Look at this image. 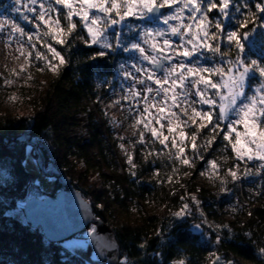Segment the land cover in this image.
Returning a JSON list of instances; mask_svg holds the SVG:
<instances>
[{
	"label": "trees",
	"instance_id": "obj_1",
	"mask_svg": "<svg viewBox=\"0 0 264 264\" xmlns=\"http://www.w3.org/2000/svg\"><path fill=\"white\" fill-rule=\"evenodd\" d=\"M3 1L0 0V4ZM255 2L248 0L253 6ZM215 17L218 14H210V19L215 20ZM234 26V21L229 20L225 27L232 29ZM78 31L86 36L81 27ZM251 35V45L245 49L250 57H258L264 52V33L257 28ZM221 47L227 50L226 42H221ZM58 49L67 62L54 78L40 82L35 105L29 113L22 116L0 114V137L7 140L6 146L22 134L44 146L46 141L50 143L56 166L91 205L94 215L112 230L120 247L119 260L125 257L128 264L180 261L184 264H213L215 257L219 256L224 264L228 260L235 264H264V255L260 254V249L264 248V170L259 192L251 189L255 180L251 166L248 168L251 175L239 172L246 178V183L236 180L232 185H226L227 191H223L225 194L220 197L215 195V192H222L219 187H214L215 192L198 188L196 184H191L192 177L183 178V172L174 176L173 183L179 180L180 184H166L165 180L173 178L174 172L165 163L155 166L165 176L162 184L138 181L152 166V161L143 162V173L131 176L117 156L107 119L94 103L99 94L95 80L113 78L119 56H97L99 49L88 47L78 39L72 42L71 47L61 45ZM218 58L215 56V61ZM83 102L88 109L87 138L71 140L64 134L74 125L70 111L80 108ZM26 148L25 143L17 142L12 149L0 143V264H86L83 259L63 250L59 243L47 242L40 229H32L24 219L14 214L19 202L53 197L54 192L60 190L56 181L50 196L41 193L35 186L34 175L26 172L23 166ZM42 152L47 163L49 155L45 150ZM69 155L78 157L84 163L85 171L80 170L78 165L69 164ZM89 171L99 175L105 191H99L89 178ZM226 194H230L231 201H226ZM139 196H144L157 209L143 220L122 218L117 207H122L123 200L135 203ZM192 196L200 201L199 206L191 202ZM181 197L185 199L181 200ZM234 197L242 198L248 205L235 209L229 207L232 213H240V218H237L239 228L228 230L219 222L224 218V206L230 205ZM184 203L190 204L192 210L198 209L199 219H207L220 232L221 243L217 244L212 235L190 228V223L198 221L186 223L173 216ZM90 228L93 230L92 225L87 229ZM86 230L74 237L82 236ZM88 251L92 252L90 246ZM209 255H213V260L208 262Z\"/></svg>",
	"mask_w": 264,
	"mask_h": 264
},
{
	"label": "snow or ice",
	"instance_id": "obj_2",
	"mask_svg": "<svg viewBox=\"0 0 264 264\" xmlns=\"http://www.w3.org/2000/svg\"><path fill=\"white\" fill-rule=\"evenodd\" d=\"M16 3L20 4L21 0H16ZM36 3L37 0H31V4ZM52 3L61 6L60 9L50 8L51 12L58 13L55 18L49 15V10H45L41 3L39 13L29 21L38 29L41 25L44 27V37L66 47H71L72 42L78 39L84 44H99L102 49L112 52L118 49L126 53L134 51L139 54L140 60L151 66L144 67L137 62L129 69L124 64L119 65L123 78L132 83L125 94L111 105L122 107L121 100L128 101V111H132L133 102H143V108L139 110L132 125L142 129L136 143H145V132H150L151 137L165 147H169L167 142L170 140L171 149L175 151H170L168 157L174 163L194 168L196 157L204 159L201 151L214 149L217 139L222 138L226 142L225 149L231 146L237 161H259L257 173L264 170V63L247 60L242 55L245 51L242 41L247 40L257 28L264 29V0H256L254 6L248 0H52ZM24 7L27 11L36 12L35 8L28 7L27 4ZM162 9L174 11L166 15ZM185 10L189 11L187 20L191 23L184 22ZM210 14H218V18L212 20ZM74 17L79 19L74 20ZM130 17L137 20H160L167 28L146 29L139 42L128 43L121 42V32L117 31L113 34L115 43L110 42L107 33L116 25L124 24L129 32L135 31L136 25L125 23ZM24 19L27 20L28 17L25 16ZM225 19L234 21L235 26L231 30L225 27ZM7 23V20L0 23V32L4 31ZM81 26L86 31V36L78 31ZM16 33L20 37L27 36L32 49L25 52L23 44L16 49L25 63L14 75H19L26 67L31 66L33 56L45 64V68L38 67V71L58 72L66 64L65 56L47 41L41 45L46 52L36 50L33 34L26 33L16 24L11 25L7 40H13ZM167 34L178 37L179 43L164 38ZM221 42H226L227 50L221 47ZM143 45H147V48ZM201 50L220 57L222 63L211 67L200 66L198 54H202ZM96 55L107 56L108 52L100 51ZM157 70L162 75L157 76ZM253 74H258L260 79L255 80ZM249 81L253 82L251 86ZM5 83L11 84L12 81L5 80ZM15 99L9 97V100ZM197 105H207V109L198 108ZM110 123L118 126L114 119ZM154 125H160V129L166 127L169 135H165ZM237 125H243L244 131H238ZM204 133H208V138L203 144H199L198 138ZM189 143L193 159H189L185 152ZM120 147L125 152L130 175L136 176L137 173L132 171L136 167L132 154L123 144ZM147 158L146 156L145 159ZM207 164L211 174L206 170L200 175H207L211 180L219 175V165L215 160L207 161ZM176 171L178 169L174 168L173 172ZM251 174V169L246 168L244 175ZM226 175L233 181L240 178L234 168H229ZM169 180L171 182L172 178L169 177ZM225 183V180H221L222 185ZM221 191L227 189L222 187ZM184 199L181 197V200ZM190 200L199 206L197 197L192 196ZM192 214L189 204L184 203L173 216L181 219ZM195 228L200 229L201 225L196 224ZM215 242L221 243V238L217 236ZM260 254L264 255V248L260 249ZM179 264L184 262L180 261ZM213 264L224 262L217 256ZM226 264L235 262L228 260Z\"/></svg>",
	"mask_w": 264,
	"mask_h": 264
},
{
	"label": "rangeland",
	"instance_id": "obj_3",
	"mask_svg": "<svg viewBox=\"0 0 264 264\" xmlns=\"http://www.w3.org/2000/svg\"><path fill=\"white\" fill-rule=\"evenodd\" d=\"M41 3L44 4L45 10H49V15L53 16V18H55L58 15V13L51 12L50 8L55 7L57 9H60L61 6L55 5L54 3H52V0H37L36 4H31V0H21L20 4H17L16 0H4L3 3L0 4V23H3L5 20H7L8 22L5 26L4 31L0 32V114L10 115V116H22L29 113V111L35 105V96L39 90L40 82L42 83V81L46 79L54 78L58 73L47 70L38 71L37 68L38 67L45 68V64L42 61H37L33 56V59L31 61V66L26 67V70L20 73L19 75L13 74L14 72H18L20 66L25 63L24 58L20 56V53L16 51V49L21 44H23L25 52H28L29 50L32 49V45H30L27 42V36L20 37L19 33L14 34L13 40L11 41L7 40V35L10 31L12 24H16L19 27H22L26 33L33 34V44L36 45V50H39L41 52H46V49L41 46L44 43V41L51 43L53 47L57 49V51H59L58 47L61 46L59 44H56L55 41L50 40V38L43 36V32L45 31V29L42 25L38 29L34 26L33 23L29 22L34 18V15L39 13L40 11L39 5ZM25 4H27L28 7L35 8L36 12L33 13L27 11L26 8L24 7ZM13 9H19V11H14ZM171 11H174V9L172 10L163 9V13L166 15L170 14ZM97 15L100 14L97 13ZM188 15H189V11L185 10L184 12L185 23H191V21L187 20ZM25 16L28 17L27 20L24 19ZM73 19L78 20L79 18L74 17ZM228 22H229L228 19L224 20L225 26L228 24ZM125 23L136 25L137 27L135 31L129 32L124 27V24L116 25L113 28L109 29L107 33L108 40L110 42L115 43L113 34L117 31L121 32V37H120L121 42L128 43V42H139L142 38L143 31L146 29L156 30V29L167 28V26L163 25L160 20H151L150 22H146L145 19L137 20L135 18L130 17ZM170 23H176V22L170 21ZM81 28L83 29L82 26ZM261 30L264 33V29ZM84 32L86 33L85 30ZM164 38H168L172 40L174 43H179L178 37L171 36L170 34H167L166 37ZM158 39H162V38H158ZM252 39H253V35H250L247 40L242 41V43L245 45V48L251 45ZM87 45L88 47L99 49L100 51L108 52V55L113 54L119 56L118 62L115 66L116 70L114 77L111 79L95 80V88L99 91V94L94 100V103L96 104L97 109L100 111L103 117L107 119L109 135L115 144L117 156L121 161V163L124 164V166L126 167V171L130 173V166L127 163V158L125 156L124 150H122L120 147L121 144H123L124 148L132 154L133 161L136 165L135 169H132V171H135L137 175L139 173H143V171H141L143 170L141 168L143 162L152 161V166L148 169V171H146V173H143L144 175L138 181L140 182L152 181V182H156L157 185L162 184L165 176L164 174H162V171L156 169L157 167L155 166H157L156 164L165 163L173 169L174 168L178 169V171L173 173L172 175L173 178L171 182L169 178L165 180L166 184L169 183L177 184V185L180 184L178 182L179 180H176V183H173L175 179L174 176L175 174L183 172L184 173L182 174L183 178L185 177H187L188 179H190V177L193 178L191 184H196L198 188L209 189L215 192L214 187L216 188L219 187L218 190L221 191L220 188L224 187L227 189L226 185L229 186L234 183L231 177L226 175L227 170L229 168H234L235 170L238 171V173L242 172L244 174L246 168L248 169L252 165H257L258 167V165L260 164L259 161H246V160L237 161L235 154L231 150V146L225 149L224 146L226 142L223 141L222 138L217 139V141L214 144V149L201 151L200 154L204 157V159L201 160L198 157H196L194 168H188L186 166H182L178 162L174 163L173 160L168 157V153L170 151L173 152L175 151L174 149H171L170 140L167 142L169 144V147H165L164 145H161L158 141H156L154 138H152L150 132H145V138H146L145 143L143 144L136 143V141L139 139L138 133L142 129L140 127L134 128L132 125L134 123L135 118L139 114V110L143 108V102L141 101L139 104L133 102L134 107L132 111H128L130 107L128 101L121 100L122 107L120 106L111 107V105L113 101L120 99L121 96L125 94L127 87L132 83L131 81L125 80L123 78L119 70V65L124 64L129 69H131V65L133 63H137V62H139V64L143 65L144 67H151V66L148 65L146 61L140 60L139 54L134 51H130L126 53L118 49L117 51L112 52L107 49H102L99 44H95V45L87 44ZM143 46L147 48V45H143ZM201 53L202 54H198L200 60V66L211 67L214 64L219 65L222 63L221 58L220 59L218 58L215 61L214 59L215 56H213L211 53L203 52V50H201ZM242 55L247 60H257L258 63H264V52L260 53L258 57H250L249 54L247 53V50L245 49ZM205 57H211V59H206ZM160 75H162L161 72L157 73V76ZM253 75L255 76V80L258 81L260 79L258 74H253ZM29 76H31V79H29ZM214 79L217 78L214 77ZM5 80H11L12 83L6 84ZM252 83H253L252 81H249L250 86ZM153 87L155 86L153 85ZM9 97H15L16 99L14 101L9 100ZM197 107L201 109H207V105H197ZM87 110L88 109L86 107V102H83L80 108H73L70 111V115L73 119L74 125H72L69 129L66 130V132H64L67 138L75 141L86 140L87 133L85 132V127L88 122ZM230 118L235 119V117H231V116ZM113 119L118 124V126L114 125L113 123H110V121ZM162 122L166 123V121H162ZM154 126L160 129V125H154ZM160 130L163 131L165 135H169L167 133L166 127ZM237 130L243 132L244 126L237 125ZM185 131L187 132L188 129H185ZM234 135L235 134L233 133V136ZM120 137H123V139L121 140ZM207 138H208V133H204L201 137L198 138V143L203 144L205 139ZM44 144L48 146V148L50 149V155L47 156V163L50 164L51 163V160L49 158L50 156L53 157L55 160L53 148L48 141H46ZM26 152H27L26 160L23 165L24 169L26 170V172L34 175L35 186L40 190V192L45 194L46 196H50L54 191L55 179L46 177L41 174L37 166L36 155L34 153V150H32V148L27 147ZM185 152L186 155L189 157V159L194 158V154L192 152L190 143L188 147L185 148ZM149 153H151V155H148ZM146 156L148 157L147 159H145ZM67 160L69 164L78 165L80 170L85 171L86 167L84 163L78 159V157L69 155ZM213 160H215L219 165V175L209 180L207 175L202 176L200 175V173L208 170L209 174H211V170L207 164V161H213ZM193 169H195V171ZM191 170H193V172H191ZM186 173H190V174H186ZM87 174L91 179V181L97 186L100 192L106 190V187L103 186V182L101 181L99 175L96 172L89 171ZM221 180H225L226 183L222 185ZM258 191L259 188L256 189V192ZM56 193L57 192H54V195ZM215 193H216L215 195L219 197L225 194L223 192H218V193L215 192ZM226 195H227L226 201H229L230 194H226ZM88 202L90 201L88 200ZM24 204L25 203L19 202L17 204V208L14 213L20 219L21 218L24 219L22 213ZM229 207H231V205H227L226 207L224 206V212H225L224 218L219 222V225L223 228H228V230H233L239 228V224L237 223V218H240V213H232ZM156 209H157L156 205L152 204L148 200H145L144 196H139L135 201V203L134 202L132 203L129 200H123L122 207L121 206L117 207V212L122 218H129L132 220H143L146 218V215L148 213H153ZM180 209H178L177 211H180ZM192 211L193 214L191 216L181 218L180 220H183L186 223L195 220L199 221V224H201V228L200 229L194 228L195 231H203L208 235V233L204 229V226L202 225L206 223V221L204 219H199L198 209L196 210L194 209ZM109 221H110L109 223L111 224V220ZM225 225L227 227H224ZM91 230H92L91 228L87 229L86 232L82 234V236L72 237L59 244L63 250L70 253L72 256H76L83 259L86 264H106L105 262L98 260L93 251L91 253H89L88 251V247H89L88 237H89V232H91ZM212 260H213V255H209L206 261L209 262ZM119 264H128L127 258L120 257Z\"/></svg>",
	"mask_w": 264,
	"mask_h": 264
},
{
	"label": "water",
	"instance_id": "obj_4",
	"mask_svg": "<svg viewBox=\"0 0 264 264\" xmlns=\"http://www.w3.org/2000/svg\"><path fill=\"white\" fill-rule=\"evenodd\" d=\"M163 12V9L161 10ZM146 22L151 20L145 19ZM157 73H160L157 70ZM25 143L34 150L36 162L42 175L55 179L60 190L53 196L45 199H29L23 207L24 220L32 229H40L45 240L49 243H61L93 226L88 241L90 249L96 258L106 264H119V244L108 225L98 219L91 205L87 203L81 193L75 189L71 181L62 174L54 159L47 164L42 150L50 155L47 146L38 144L26 134L13 139L10 146L7 140L0 137V143L7 149H12L15 143Z\"/></svg>",
	"mask_w": 264,
	"mask_h": 264
},
{
	"label": "built area",
	"instance_id": "obj_5",
	"mask_svg": "<svg viewBox=\"0 0 264 264\" xmlns=\"http://www.w3.org/2000/svg\"><path fill=\"white\" fill-rule=\"evenodd\" d=\"M252 168H253L254 173H255V177H254L255 180L253 182V185H252V188L251 189H254L255 192H256V189L257 188L260 189V183H261L263 171L261 170L259 173H257V168H258L257 165H252ZM245 179L246 178L244 177V175H241L240 174V178L238 180L242 181L243 183L244 182L246 183V180ZM229 201H231V198L229 199ZM245 203L246 202L242 198L234 197L233 200H232V202L230 203V205H231L232 209H235V208H238V207L243 206V205H248V204H245ZM204 220L206 221V223H204L202 225L204 226V229L208 233V235H212L215 238L217 236H219L222 239V235L220 234V232L213 225H211L207 221V219L204 218ZM196 224H199V221L198 222H192V223H190V228L191 229H194ZM168 264H179V262H170Z\"/></svg>",
	"mask_w": 264,
	"mask_h": 264
}]
</instances>
